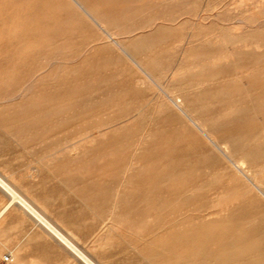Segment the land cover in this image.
<instances>
[{
	"label": "rangeland",
	"instance_id": "374dc122",
	"mask_svg": "<svg viewBox=\"0 0 264 264\" xmlns=\"http://www.w3.org/2000/svg\"><path fill=\"white\" fill-rule=\"evenodd\" d=\"M113 1H114L113 3L112 2L110 3L114 4L115 9L113 10V12H115L117 16L122 17L121 19H123L126 17L124 15H128V19H129L128 22H126L124 26L119 27L122 35H124L125 38L133 37V39L137 38L136 35H139V33L140 35L138 37H140L141 35L146 36L149 32L148 28L142 31L137 29H140V27L145 25L146 22H144V18H147L153 14L154 10L151 4L152 0L149 1L148 0H130V1L113 0ZM255 7H257L258 9ZM211 8H213V10H211ZM178 9L181 11V17L178 19V21L175 22L169 21L168 23L169 26L165 28V31H162V33L160 32L158 36V38L160 37L163 38L164 36L165 38L164 41L162 42L166 43L167 45L168 44L170 45L167 46L164 45L163 43H158L160 45L159 46L156 45L154 46V48H151V52H149L150 54L148 53V57H147L150 58L153 57V55L158 57V59L164 64V69H165L164 75L166 74V70L168 67L169 69L172 67L174 69V67L180 61V58H182L183 53L188 48V45L186 44L187 43L186 39L188 35H190V33L192 32L204 34L209 30H211L212 32L218 31L220 28L226 30L228 33L229 32L232 33L233 31V33L241 34L242 35L241 38L244 40L246 39L248 43H252V41L254 42L257 41L258 39L260 40L262 39L261 41H263L264 39V19H262L264 17L263 0H244V2H242V0L241 1L240 0H179L178 2H173V1L169 2L166 5V7L163 9V11H161V9L159 8L156 9V11L158 13L161 12L164 13L167 19L174 20L176 19L174 18V12H176V10ZM57 11L52 10L53 13L55 12L54 15L56 16L55 17L56 19L54 18L55 22L50 25L49 29L51 30V33L54 34V36L57 35L56 36L57 38L61 37L60 38L61 41L57 39L59 42L58 41L56 42V37H52V34L50 36L52 38H50L48 34L44 32L38 33L36 31H33L35 33V36L34 33L31 31L26 33V38L21 39V42L30 44L32 43L31 41L33 40L32 38H35L32 44H34V51L36 50L38 52L36 53L38 55H36L35 53L31 55V56H35L34 58L31 57L30 55L23 56V58L25 59L24 62L27 61L26 64L28 62L29 63L34 62L37 65V67L41 68L43 66L46 67L48 61L51 62L50 64L48 63L49 67L54 64L57 68L56 69L54 68L55 66H51L49 69V67L47 66V68H45L46 72L42 74L43 76H47V78H45L46 81L44 79H43L44 81L42 80L43 86L41 87L44 89L42 88H41L42 90L40 89L41 90L40 96L42 100L38 111L39 114L35 116L33 119L32 118L30 119L29 114L26 112L29 111L28 108L26 107L27 106L26 101L22 102L20 104L21 106L17 104H10L0 107V120L2 119L3 122L2 120L1 122L5 124L2 125L0 122V177L16 192V194L22 198L24 197L25 199H28L31 202L35 203L40 208L45 218L54 226L56 225L57 228L74 244L77 243L76 247L79 250V252L82 253L83 256L85 257L87 256L86 258L89 261L91 259L93 264H196L201 260L196 259L197 262L194 259L192 260V262L187 261L186 259H183L184 255L193 253L195 251H201L204 249L205 250L209 249L207 251H213L215 249V247L212 245L213 242L214 244L217 243L222 244L223 242H226L225 240H227L226 239L227 237L226 235L223 234V232L225 230L229 231V229L232 228L234 225L232 224L233 222L238 221L240 224L239 226L246 227L247 226L246 221L252 220L251 217L255 219L259 218L260 220V216H261L260 214H262L261 218L264 219L263 217L264 211L262 210V208L261 209L257 208L258 205L257 199L253 198L252 196L247 194L246 191L240 188L238 182H236L235 180L234 181L230 180L229 177H227L226 179L227 181L224 180L225 182L223 181V183L220 181L221 185H219V183H216L214 181L215 178L213 179L212 177L216 176V178L219 180L223 176H225V173L222 176L221 174L224 171L223 170L219 171V169L221 170V168L219 167L218 169L217 161L211 156H208V154H205L203 141L198 137H196L195 135L188 132L187 130H185L182 121L180 122L179 119L162 115L158 113L156 109H154L155 106L152 104H155L154 103L155 97L151 94L152 92L149 89L148 91L144 92L145 90H147V88L134 87L136 85L132 80L134 77L138 76L136 70L129 66L128 67L126 66L127 68H124L125 66L124 65L122 66L123 62L121 61L119 55L116 52H113L111 50L108 54V51L110 49H107L108 51H106L105 48L104 50H100V51L98 49H95L94 51L98 50V52L97 51H96L97 53L94 52L92 50V45L94 44L92 43V37H94V34L96 36L97 33L92 32V33L83 34V32L86 33L85 32L86 29H83L82 27H78L80 25L82 26V24H80L79 22L76 23L75 14L72 11H69L68 13L67 12L63 13V10H57ZM70 12H72L73 14ZM69 13L72 15L70 16ZM30 14L33 13L26 14L25 20H28L26 17L32 16ZM63 14H65V16H68L69 14L70 16L69 20L71 19L74 20L75 22L74 21L71 22V23L74 22V24L71 25L69 20L67 22H63L64 23L63 24L61 22L62 20L61 18L64 16ZM60 15L63 16L61 17ZM65 16L63 17V19H67L69 17L68 16L67 18H65ZM34 17L32 16L29 18L32 19ZM204 17L209 18L210 22H214L212 28L208 29L209 26L201 25L202 21H204L203 20ZM238 19H243L244 23H240ZM131 25L132 27L136 25L137 26L136 28L134 27L132 29ZM232 25L233 26L235 25V27L233 28ZM238 25L239 26L242 25V26L238 28ZM72 26L74 27L73 30H71ZM67 27H70L69 28L70 32L66 31L67 32L66 34L63 30L64 29L67 30L68 29ZM235 28L237 29L235 30ZM80 30L81 32L80 34H78ZM87 31L89 32V30ZM134 31L136 34L134 33ZM41 33L42 36H40ZM72 33L74 34L72 35ZM69 34L71 36H69ZM81 34L84 40L81 39ZM46 35L49 37L48 39L45 37ZM85 35L88 36V39H86L87 36ZM78 36H80V38H78ZM65 38H67L68 40L67 39H66L67 41L63 40ZM73 38L76 39L73 40ZM42 39L45 40L43 41ZM46 39L48 41H53V42L55 41V44L61 47L63 46L62 41H65L64 44H66V47L63 46L65 49L59 48V46L58 47L54 46L55 45L54 43L52 44L53 46L50 45L49 47H43L42 45L46 43L45 42ZM36 40L37 42L39 41L38 45L37 42L35 44ZM40 41L42 42L41 44ZM72 41L73 43L71 44L75 43L76 45L77 44H80L81 46L83 45V48L86 47L84 49H86L87 52H85L86 50H84L81 46L78 45L76 46L75 44L74 45L76 49L70 48L72 45L67 46L68 43ZM5 43H7L6 45H8L9 44L8 40H6ZM86 43L89 44L88 47L85 46ZM54 47L56 49L58 48L57 49L58 53L57 50L56 51L51 50V48L53 49ZM66 49H68L69 52H67L66 55H63ZM80 49H82V51ZM159 49L163 51L165 50L168 54H166V52H163ZM43 51H45V53ZM104 51H106V53ZM53 52L55 54H52ZM75 52L79 54L78 55L76 54L77 55L76 56ZM92 53H94L95 55H93ZM110 53L113 55H111ZM114 53H116V56ZM102 54H106L104 55L105 57H103ZM47 55L49 56L51 55L52 57L53 55L55 57H57L56 55H58V57L52 58L51 56L48 57ZM62 55L63 57L60 58ZM83 55L84 56L87 55V57L84 58ZM88 55H90L91 57L90 59ZM44 56L47 59L46 61L43 60ZM82 57H83V61H82ZM115 57H117L116 58L117 60L115 59ZM249 57L253 58V55H249ZM63 58H67V59L63 60ZM262 58L264 60V55L262 56ZM57 59H58V63L56 61ZM78 59L80 63L75 62L77 63L75 65V63L73 62L78 61ZM54 60L56 63H53ZM85 60L87 63L84 62ZM98 60L101 63L97 64V62H99ZM59 62L61 63L63 62V63L60 64ZM83 62L84 64L82 65ZM104 62L106 63L105 65L103 64ZM96 64L97 65L100 64V66L104 65L105 67L103 66L104 68H102L101 66L100 68V66H97ZM57 65H59L60 67L62 66L63 71L61 70V68H59V66L57 67ZM72 66L74 68L75 67L77 68L72 70L73 69ZM83 66L85 67L87 66L88 68L86 69L88 70H84ZM106 68L109 69V71ZM97 69L98 72L101 70L104 71L103 69H105V72L102 73L103 75L107 76L106 81L108 82L106 81L104 82L105 77L102 76L101 72L98 73ZM23 71L27 72V69L25 68V70ZM83 71H87V73L85 72L86 73L85 74ZM59 72L61 73L60 75L61 77L59 76ZM88 72L89 75L91 74L90 72H94V74L92 73L93 75H90V79ZM95 72L98 73V76L95 75L97 74ZM77 74H79L78 77ZM53 75H55L54 76L55 80L54 79L49 80V78L51 79ZM57 75L60 78L58 79V81H57V77H58ZM84 75L87 76V77L85 76L87 84L90 85L91 83H88V81L93 79L92 83L93 82L94 83L91 84L93 87L97 86L96 83H98V87L101 86L99 88L97 87L98 90L100 88L102 90V91L100 90L101 92L98 91L99 94L96 92L97 89L93 88L94 93L92 91V95H91L92 98L89 95V93L91 94L92 86H90L91 88L88 87L89 85L86 87L87 84L84 79L85 78ZM94 75L96 79L101 75L100 78L101 80H98L99 79L98 78L95 81ZM113 75L115 76L113 77ZM168 75H170V73ZM198 76L199 74H192V75L188 74V76L186 75L185 77L182 78V80L184 83H190L198 79ZM66 78L68 81L71 80L67 84L66 82L68 81H66ZM74 79H76V81ZM64 80L66 82H64ZM77 81L78 82L83 81V82L78 83ZM99 81H101L100 83L101 85L99 84ZM44 82L51 83V85H49V88L48 85L44 84ZM57 82L58 85L56 86ZM59 83H63V84L65 83V86L67 85L68 87L69 86L70 87L69 88L67 86H66L67 88L63 87L64 85L63 84L59 85ZM105 84H107L106 88L103 89L106 90H103L102 87H105ZM81 85H83V87L79 88V86ZM84 86L86 88H84ZM121 86H125V87L121 88ZM87 88L89 89V93ZM117 88L119 89L118 91ZM110 89L113 91H111ZM143 89L144 91H141ZM121 90L122 91L125 90V91L122 92ZM61 91L64 92L65 94L79 93V96H81L82 94L83 99L81 96L80 98L82 100L80 98L79 100L78 99L75 100L72 99L70 95L69 96L66 95L67 97L65 98V94L63 95ZM108 91L109 94L107 95L108 96L107 97L105 94H107ZM225 91L229 97L228 98L229 100L227 99L225 102H219L217 98L220 99V94H218V91L216 92V90H213L212 96L214 97V101H212L211 103H206L207 101L203 102L204 106L208 105L213 108H219V109L224 107L228 108L230 106L231 107L240 106L250 110H252V108H254L255 110L258 109V112H262L264 114V90L250 93L251 95L249 97L244 93L242 94V92L240 91V89H238V86L236 85L227 87ZM45 92H47L48 95ZM115 92H117V94H115ZM147 92L148 93L151 92L149 93L150 95L147 94ZM59 93L61 95L58 96L57 94ZM145 93L147 94V96ZM96 94H98V96H96ZM113 94L115 96L114 98H112ZM120 94H122L124 98L121 97L122 95ZM77 95L78 94H75L73 95V97L75 98ZM86 95L89 96V98L91 99L90 100L86 99L88 98ZM120 97L123 98V100L119 101L120 103L118 104V100L120 99ZM135 97L138 99H136ZM62 98L64 99L62 100ZM50 99L54 100L55 102L54 101L52 102V100ZM65 99H72V101L75 100L77 104L81 102L80 104L83 105L82 109L84 110L80 108L81 107L80 104L77 106V104L74 102L71 103L69 102V104L67 105V102L71 100L68 101L66 100L65 102ZM93 99L94 101L92 102ZM99 99L100 100L103 99L101 102L104 103V106H102V103L100 102ZM132 99L135 103L132 101ZM144 100L146 102H143ZM151 100L153 103L151 102ZM112 101L114 102L117 101V103L115 102L114 104V102ZM94 102L95 104L98 102L99 103L98 105L97 104L95 105ZM129 102L130 105L133 104L134 107L136 105V109L138 108L137 106L139 105L140 106L139 111L144 108L143 110L144 112L140 111L141 113L143 112L141 114L137 110L138 111L137 113L134 107L132 109L133 105L130 106L128 104ZM108 103H111L112 105L111 104L109 105H111L112 107L113 105L115 106L113 108H110L111 106L108 107ZM148 103H152V104H148ZM72 104L73 105L75 104L76 106H72ZM143 104L146 106V108L145 106H143ZM16 105L18 106V108ZM64 105L68 110L64 107ZM148 105L149 108L150 109L152 108L151 110L154 112H152L151 110L150 112L149 108L147 109ZM90 106L94 109L97 107L100 108H97L98 112L95 113L96 110L92 109ZM101 107L103 109L106 107L104 110L106 113L102 110ZM79 108L80 110H78ZM88 108L91 109L92 111L91 110L87 111ZM72 109H73V113L70 114L72 111H70L69 113V110ZM99 110H101L100 111L101 113L99 112ZM80 111H83L82 113L87 112L89 114L88 115L87 113L82 114L80 113ZM147 111L148 113H150V115L148 114V116L145 113ZM23 112L27 113L28 115L24 114ZM74 112H76V114H74ZM93 112L95 114H92ZM7 113H9L10 116ZM54 114L55 115L57 114L56 115L57 117ZM63 114L64 116H62ZM79 114H82V117ZM97 114H98V118L94 116ZM84 115H86L87 117ZM124 115H126L125 118L123 117ZM100 116H103L104 118H101ZM127 116L130 118L128 119ZM148 117H151L150 120L148 119ZM66 118H68L67 122L66 120H64ZM76 118L78 119L77 121L75 120ZM44 119L47 121H43ZM109 122L110 123L112 122L113 127H118V125H120L121 126L120 131L123 129L122 132L120 133L119 131L120 126L117 128L118 130L115 128L117 131H119V134L116 130H114V128L110 129L111 124ZM244 122L246 125L248 124L249 126H252L257 129L260 123L255 120L253 114L249 115L248 117H245ZM59 123L61 126L58 125ZM68 123L70 124V126ZM233 123L232 124L236 126L237 123L236 122ZM129 124L131 126H129ZM66 125L68 126L69 130L67 129ZM104 127H106V129ZM107 128L110 131L107 130ZM145 128L146 130H143ZM59 129L61 130L63 129V130L61 131ZM112 130H114V132ZM67 131L69 134L66 133ZM70 131L73 135L70 133ZM55 132L57 133L59 132V134ZM81 132H83V134ZM60 133L61 134L64 133V135L63 134L61 135ZM261 133L262 132L260 131L259 135H261V139H263L264 136ZM104 134L106 137L104 136ZM150 134H154L155 138H149ZM22 137L24 138L22 139ZM67 137H69L68 140H66ZM76 137L77 140L79 139L81 140V142H78L79 140L77 141L75 139ZM31 138L37 140L39 138L40 139L39 142L37 143L36 142L37 140L33 141ZM83 138L84 139L88 138L89 140L91 138V140L89 141L88 139H85L86 140L85 141L83 140ZM59 139L60 141L64 140L63 141L64 145L62 144L63 142L57 145V142H60ZM72 140H74L73 143H70V141ZM31 141L33 142V145L39 144L37 145L38 150L40 147L39 153L37 150H35L36 148L35 145L33 146L34 148L32 147ZM136 141H138V143ZM66 142H68L66 146L72 144L74 145L76 143L80 144V147H82V152L85 153H82L79 157L74 156L73 153L70 152V149L66 150L65 147H63L65 146ZM25 143L27 145H24ZM135 144L138 146H136ZM60 145L62 146V148L59 147ZM28 148L30 150H28ZM56 148L58 150H56ZM41 149L43 150V152L41 151ZM145 149H147V151H145ZM35 151H37V153ZM34 154H35V158H34ZM83 154H85L86 157H84L85 155ZM142 154L143 156L139 158ZM36 158L38 161L36 160ZM39 159H42V161H40ZM137 161H141L143 163V166L141 168L139 165H134ZM169 161L170 163H168ZM258 161L261 165H263L264 157L258 158ZM33 162L36 165L33 164ZM40 163L42 164V166ZM39 164L40 166H38ZM171 165L174 167H172ZM215 166L217 167L216 170H218V171H214L215 174L214 172L212 174H205L206 168L209 167L212 168ZM46 167H48L49 169ZM133 168L136 171H134ZM168 168H171L172 171H168L169 170ZM51 170L53 171L54 174L52 173ZM196 171L199 173H197ZM172 172H175L174 175H172L173 174ZM115 173L118 175H116ZM162 173L165 174L163 175ZM195 173L197 174V178ZM169 176L171 177V179L169 178L171 181L174 180L172 183H170L171 181H167L166 177ZM202 177L203 178L206 177V178L203 179ZM77 181H79V183ZM196 182H200V183H196ZM127 184H130L129 186L133 190L135 187H136L135 190L136 189L139 190L137 191L134 190L132 192V189ZM214 185L215 186L218 185V187L217 186L215 187L218 189H214ZM119 186L120 187L123 186L122 189L124 191ZM187 187L189 188V190L190 189L191 190L189 191ZM115 188H117L118 191ZM193 189H196V191L194 190L195 192H192ZM201 189H203L204 191L203 193L205 196L203 195ZM234 190L236 191L234 192ZM184 191L185 193L183 197ZM197 191L199 192V194ZM196 192L199 196L198 198L193 197L194 199L193 200L191 196H195L193 195V193ZM155 193L156 194L159 193V196H161V198L158 196V194L156 195ZM225 193H227L228 195ZM186 194L190 196H186ZM224 194L225 196L226 195L227 196L225 197ZM167 195L169 196L167 197ZM124 196L126 197L124 198ZM183 198L186 199L184 200ZM143 199L144 201H141ZM164 199H167V201H164ZM158 200L162 202L160 203L159 201L160 203L159 204L157 203ZM180 200L184 202H180ZM186 201H188V204L190 201L191 205L189 204L188 206V204H186ZM145 202L147 203V206ZM133 203H136V205ZM176 204H178V207L177 206L175 207ZM141 205L151 208L152 211L144 206L142 207ZM193 205L194 207H192ZM171 206L174 211L173 210L169 211L170 209H172ZM166 207L167 208L169 207L170 209L169 208L167 209ZM198 207L199 208L201 207L199 209L200 210L199 213H197L199 210L198 211L196 210L198 209ZM114 208H117L119 213L121 214L120 220L116 222L114 221V219H116L117 216L111 217L110 215V213L113 212ZM193 210L196 212H193ZM221 210L223 211L220 212ZM213 212L216 214H214ZM218 213H220L219 215L220 218L217 220ZM0 215H1L0 264H7L4 262V258L7 255H12V258H14L11 264H88L83 257H80V255L77 252L67 248V246H65L62 242H60V240H58L55 236L52 237L46 234L45 231L40 226L32 222L29 218H27V216H24V213H22V211L18 209L14 203H11L9 197H7L4 194V192H2L1 190H0ZM151 217L153 220L155 219L156 220L154 222L152 221L150 222ZM126 218L127 221H123V219ZM106 219H108L106 221L107 225L105 223ZM118 219L119 216L117 217V220ZM167 221L170 222L168 223ZM144 223L149 225L151 224L152 226L151 225L145 226ZM141 224H143V227H141ZM148 228L150 230H148ZM109 229L112 230L109 231ZM117 230H118V234H117ZM108 231L111 233L113 231V233L111 234ZM135 232L136 235H133L135 234ZM186 232H188L189 234H187ZM184 233H185V237H184ZM125 234H127L128 236ZM220 235H222V237ZM180 237L182 238V240L185 238L184 240L185 243L182 240H180L181 239ZM190 238H192L191 239L192 242L190 241ZM186 240H188L189 242L186 243ZM77 254L79 255V257ZM180 255H182L183 257L181 256L180 258ZM145 261L149 263H146Z\"/></svg>",
	"mask_w": 264,
	"mask_h": 264
},
{
	"label": "bare ground",
	"instance_id": "6f19581e",
	"mask_svg": "<svg viewBox=\"0 0 264 264\" xmlns=\"http://www.w3.org/2000/svg\"><path fill=\"white\" fill-rule=\"evenodd\" d=\"M130 1V0H129ZM149 1V0H148ZM178 2L179 0H152L151 4H152V8L154 10L153 14L150 15L147 18H144V22L145 25L140 27V29L137 30H145V29H149L148 34L145 35H141L140 37H138L140 35H136L137 38L133 37H126L124 35H122L121 30L119 27L124 26V24L126 22H128V15H124L126 16L125 18L121 19L122 17H119L116 15L115 12H113V10L115 9L114 4H112L114 1L113 0H0V107L5 106V105H10V104H17L20 105L22 102L26 101L27 104V108L29 111H26L29 114L30 119L34 118L35 116H37L39 114V107L41 105V96H40V91L44 88H42V80L45 78H47V76H43L42 74L46 72L47 66L49 67V64L51 62L47 61V66H43L45 64H43V67H37V65L34 62H28L26 64L25 59L23 58V56L26 55H32V54H36L38 53L36 50V52L34 51V44L33 41L35 40V38H32L33 40L32 43H23L21 42L22 38H26V33L27 32H44L46 34H48V36H51V30L49 29L50 25L53 24L54 18L56 17L54 15L53 11H57V10H63V13L65 12H69L72 11L75 14V20L76 23L79 22L80 24H82V26H78V27H82L83 29H86L83 34H87V33H94L96 32L97 35L94 37H92V43H94L92 45V50L94 51L95 49L100 50H104V48L106 49V51H108L107 49H110L108 51L109 52L112 50L113 52H116L122 63V66L124 65V68H127L128 66L135 69L136 72L138 73V76L133 78V82L136 86V88H147V90L144 91H148V89L152 92L151 93L155 98H154V103H148V104H152L154 106V109L157 110L158 113L165 115V116H169V117H174L180 120V122L182 121L183 127L185 130H187L188 132H190L191 134L195 135L196 137H198L199 139H201L204 143V149H205V154H208V156H211L212 158H214L217 161V165H218V169L219 167L221 168V170L219 169V171H224L222 172V176L225 173V176H223L221 179H217L216 176L212 177L214 179V181L216 183L220 184V181L223 183L224 180L227 179V177L230 178V180H235L236 182H238L240 188H242L244 191L247 192V194H249L250 196H252L253 198H256L258 201V205L257 208H262V210L264 211V164L261 165L258 161V158L260 157H264L262 155H264V114L262 112H258V109H254L252 108V110L247 109V108H243L240 106H233V107H224V108H213L211 106L205 105L203 102L206 103H211L212 101H214V97L212 96V91L216 90V92L218 91V94H220V99L217 98V100L219 102H225L229 97L225 91V89L227 87L236 85L238 86V89H240V91L242 92V94H246L248 97L251 95L250 93H254V92H259V91H263L264 90V60L262 58V56L264 55V39L263 41H261L260 39H258L257 41H252V43H248L246 41V39H242V35L238 34V33H232L231 32H227L224 29H220L218 31H214L212 32L211 30H209L208 32L201 34V33H196V32H192L190 33V35H188L187 37V45L188 48L186 49V51L183 53L182 58H180V61L177 63V65L172 68L169 69V67L166 70V74L170 73V75H164V64L158 59V57H156L155 55H153V57L147 58L148 57V53L151 52V48H154V46L156 45H160L158 43H163L162 41H164V36L163 38L159 36V33L162 31H165V28H167L169 26V21H178V19L181 17V11L178 9L176 10V12H174V18L176 19H172L169 20L165 17L164 13H158L156 11V9H161V11H163V9L166 7V5L169 2ZM241 1V0H240ZM264 1V0H263ZM112 2V3H110ZM242 2H244V0H242ZM241 3V2H240ZM261 5V3H260ZM121 8V7H120ZM257 8V7H255ZM258 9V8H257ZM211 10H213V8H211ZM137 11V9H136ZM254 11V9H253ZM58 12V11H57ZM60 12V11H59ZM70 12V13H72ZM29 13H33L30 14L32 15L34 18H29L26 17L28 20H25V16L26 14ZM69 13V14H70ZM72 13V14H73ZM203 13V12H202ZM248 13V12H247ZM58 14V13H57ZM62 14V13H61ZM68 14V16H69ZM70 14V16L72 15ZM184 14V13H183ZM253 14V13H252ZM65 16V14H63ZM62 15V16H63ZM67 15V14H66ZM176 15V17H175ZM216 15V14H215ZM259 15V14H258ZM61 16V15H60ZM61 16V17H62ZM63 16V17H64ZM68 16H65V18H67ZM70 16L67 19H63V17H59L61 18V22H67L70 18ZM123 16V17H124ZM204 16V15H203ZM257 16V15H256ZM74 17V16H73ZM130 17V16H129ZM72 18V17H71ZM132 18V17H131ZM56 19V18H55ZM58 19V18H57ZM133 19V18H132ZM137 19V18H136ZM182 19V18H181ZM264 19V17L262 18ZM261 19V20H262ZM60 20V19H59ZM58 20V21H59ZM65 20V21H64ZM138 20V19H137ZM204 21H202L203 26H209L208 29L212 28V25H214V22H210V19L207 17L203 18ZM260 20V21H261ZM70 24H74V20H69ZM72 21H74L73 23H71ZM135 21V20H132ZM207 21V22H206ZM238 21L240 23H244L243 19H238ZM263 21V20H262ZM60 22V23H61ZM204 22V23H203ZM237 22V21H236ZM57 23V20H56ZM61 23V24H62ZM135 23V22H134ZM177 23V22H176ZM64 24V23H63ZM234 24V23H233ZM263 24V23H262ZM55 25V24H54ZM77 25V24H76ZM128 25V24H127ZM134 25V24H132ZM133 29L134 27L136 28V26L132 27ZM57 26V25H56ZM129 26V25H128ZM199 26V25H198ZM233 26V25H232ZM242 26V25H240ZM240 26L238 25V28H240ZM59 27V26H58ZM87 27V28H86ZM235 27V25L233 26V28ZM53 28V27H52ZM68 29H64L63 31L67 34L66 31L70 32V27H67ZM73 26L71 27V30H73ZM130 28V27H129ZM180 28V27H179ZM182 28V27H181ZM232 28V29H233ZM63 29V28H62ZM189 29V27H188ZM237 28H235L236 30ZM45 30V31H44ZM89 30V32L87 31ZM91 30V31H90ZM94 30V31H92ZM135 30V29H134ZM137 31V32H140ZM68 32V33H69ZM81 30L79 31L78 34H80ZM132 32V31H131ZM237 32V31H235ZM34 33V32H33ZM42 33L40 36H42ZM135 33V31H134ZM165 33V32H164ZM32 34V33H31ZM71 34V33H70ZM69 34V36H71ZM74 33H72L73 35ZM125 34V33H124ZM136 34V33H135ZM91 35V34H90ZM89 35V36H90ZM134 35V34H133ZM165 35V34H164ZM35 36V33H34ZM47 35L45 36L47 39L49 38ZM57 36V35H56ZM54 36V34H52V37H56ZM87 36V35H85ZM93 36V35H92ZM42 37V38H45ZM50 37V38H52ZM63 37V36H62ZM77 37V36H76ZM178 37V36H177ZM39 38V37H38ZM61 38V37H60ZM60 38L56 37V42L59 40L61 41ZM69 38V37H68ZM78 38H80V36H78ZM37 39V38H36ZM46 39V43L44 45H42L43 47H49L50 45H52L53 43L55 44V41H48ZM58 39V40H57ZM67 38L63 39L66 40ZM76 39V38H75ZM73 38V40H75ZM81 39L84 40V38H82V34H81ZM88 39V36L87 38ZM85 39V40H86ZM90 39V38H89ZM133 39V40H132ZM8 40L9 44L6 45L7 43H5V41ZM40 40V39H39ZM43 41L45 39H42ZM53 40V39H52ZM68 40V39H67ZM66 40V41H67ZM72 40V39H71ZM70 40V41H71ZM91 40V39H90ZM58 41V42H59ZM89 41V40H88ZM37 40L35 41L36 44ZM62 45L64 47H66V44H64L65 41H62ZM85 42V41H84ZM91 42V41H90ZM5 43V44H4ZM39 41L37 42L38 45ZM42 42L40 41V44ZM70 43V44H69ZM67 46H71L70 48L72 49H76L74 44L72 42H69ZM168 43V42H167ZM164 45H167L166 43H163ZM181 44V43H180ZM61 45V44H60ZM74 45V46H73ZM78 46H81L80 44H77ZM76 45V46H77ZM89 44H85V46L88 47ZM91 45V44H90ZM170 45V44H168ZM167 45V46H168ZM41 46V45H40ZM53 46V45H52ZM51 46V47H52ZM56 47H58L59 45H54ZM59 46V48H64V47ZM182 46V45H181ZM37 47V46H36ZM74 47V48H73ZM83 48V45L81 46ZM69 48V49H70ZM86 48V47H84ZM83 48V49H84ZM90 48V47H89ZM88 48V50H89ZM159 48V47H158ZM157 48V49H158ZM166 48V46H165ZM164 48V49H165ZM47 49V48H46ZM54 49V50H53ZM51 48L52 51H56L57 49ZM65 49V48H64ZM168 49V48H167ZM180 49V48H179ZM82 51V49H80ZM77 50V51H80ZM86 50V49H84ZM91 50V51H92ZM98 50H96L98 52ZM161 50V49H159ZM46 51V50H45ZM45 51H43L45 53ZM90 51V52H91ZM94 51V52H96ZM106 51H104L106 53ZM163 51V50H161ZM41 52V51H40ZM69 52L68 49H66L65 53L63 55H66V53ZM71 52V51H70ZM73 52V51H72ZM87 52V50L85 51ZM96 52V53H97ZM163 52H166L165 50ZM58 53V50H57ZM63 53V52H62ZM89 53V52H88ZM116 53L115 56H116ZM162 53V52H161ZM178 53V52H177ZM40 54V53H39ZM52 54H55L54 52ZM61 54V53H59ZM77 53L75 52V55ZM79 54V53H78ZM77 54V55H78ZM81 54V53H80ZM84 54V52H83ZM93 55H95L94 53H92ZM111 54V53H110ZM150 54V53H149ZM152 54V53H151ZM166 54H168L166 52ZM181 54V53H180ZM38 55V54H36ZM63 55L60 57L62 58ZM76 55V56H77ZM99 55V53H98ZM97 55V56H98ZM104 55L106 54H102L103 57H105ZM113 55V54H111ZM163 55V54H162ZM249 55H253L252 57H249ZM46 56V55H45ZM43 58V60H47L46 58ZM48 57H50L49 55H47ZM58 57V55H56ZM72 56V53H71ZM89 59L91 58L90 55ZM179 56V55H178ZM31 57H35V56H31ZM52 57V56H51ZM55 56L53 55L52 58H54ZM55 57V58H57ZM83 57H87L83 55ZM83 57H82V61H83ZM102 57V58H103ZM112 57V56H111ZM28 58V57H27ZM42 58V57H40ZM70 58V55H69ZM72 58V57H71ZM75 58V57H74ZM81 58V57H80ZM117 57H115L116 59ZM24 59V60H23ZM51 59V58H50ZM67 59V58H63ZM94 59V58H93ZM41 60V59H39ZM42 60V61H43ZM49 60V59H48ZM117 60V59H116ZM51 61V60H50ZM53 61V60H52ZM58 63V59L56 60ZM70 61V60H69ZM88 61V60H87ZM90 61V60H89ZM99 61V60H98ZM109 61V60H108ZM44 62V61H43ZM73 62V61H72ZM75 62H79L78 61H74ZM86 62V60L84 61ZM84 62L82 63V65L84 64ZM107 62V61H106ZM49 63V64H48ZM53 63H56L55 60ZM60 64H62L61 62H59ZM71 63V62H70ZM80 63V62H79ZM87 63V62H86ZM101 63L100 61L97 62ZM176 63V62H175ZM77 63H75L76 65ZM95 64V63H94ZM96 64V65H97ZM104 65L106 64L105 62L103 63ZM74 65V64H72ZM79 65V64H78ZM101 65L102 68H104L105 66ZM173 65V64H172ZM51 66H55L54 64ZM50 66V67H51ZM59 65H57L58 67ZM69 66V65H68ZM71 66V64H70ZM88 66V65H87ZM84 67V70H88L86 68L88 67ZM93 66V65H92ZM97 66H100L97 65ZM100 66V68H101ZM104 66V67H103ZM127 66V67H126ZM174 66V65H173ZM49 67V69H50ZM73 67V66H72ZM91 67V65H90ZM167 67V66H166ZM25 68L27 69L26 71ZM53 68V67H52ZM51 68V69H52ZM56 68V66L54 67ZM59 68L62 69V66ZM69 68V67H68ZM77 68V67H75ZM73 67L72 70L75 69ZM48 69V70H49ZM57 69V68H56ZM107 69V68H106ZM45 70V71H44ZM104 71H99L97 69L98 73H104L105 69H103ZM109 71V69H107ZM106 70V71H107ZM56 71V70H55ZM59 71V69H58ZM65 71V70H64ZM73 72V71H72ZM84 73L87 71H83ZM95 72V73H97ZM58 73V72H57ZM66 73V72H64ZM70 73V72H69ZM76 73V72H75ZM74 73V74H75ZM82 73V72H81ZM85 73V74H86ZM90 75H93L94 72H90ZM93 73V74H92ZM98 73L95 74L96 76H98ZM102 76L105 77L104 82L106 81V77L105 75ZM113 74V72H112ZM188 74H199L198 79L193 80L190 83H184L182 78L185 77L186 75L188 76ZM61 75V73L59 72V76ZM79 74H77L78 77ZM89 75V72H88ZM90 75H89V79H90ZM94 75V77H95ZM107 75V74H106ZM119 75V74H118ZM55 75H53V77L49 80L54 79L55 80ZM58 76V75H57ZM59 76L57 77V81L59 78ZM83 76V75H81ZM86 75H84L85 77ZM115 75H113L114 77ZM61 77V76H60ZM74 77V76H73ZM72 77V78H73ZM87 77V76H86ZM86 77L84 78L86 81ZM92 77V78H94ZM68 78V77H67ZM66 78V81H68ZM81 78V77H80ZM99 78V79H98ZM101 75L100 77H97L98 80H101ZM62 79V78H61ZM88 79V80H89ZM96 77L94 78V80H97ZM43 80V81H44ZM76 81V79H74ZM78 80V78H77ZM81 80V79H80ZM92 80H89L88 83H92ZM112 80V79H110ZM46 81V80H45ZM64 80V82H66ZM71 81V80H69ZM66 82L67 83H69ZM74 81V82H75ZM63 82V81H62ZM78 82V81H77ZM83 82V81H80ZM78 82V83H80ZM108 82V81H106ZM112 82V81H111ZM72 83V82H71ZM101 83V81H99V84ZM45 85H51V83L49 82H44ZM63 84V83H59ZM82 84V83H81ZM87 84V81H86ZM87 84L86 87L88 86L89 88H91L90 86L92 85ZM97 86L93 87L92 86V90H91V94L89 93V89H88V93L91 96L92 95V91L94 89H97L98 87V83H96ZM113 84V83H112ZM119 84V83H118ZM58 85V82L56 84V86ZM63 87L65 86V83L63 84ZM73 85V84H72ZM71 85V86H72ZM75 85V84H74ZM84 85V84H83ZM83 85L79 86L83 87ZM101 85V84H100ZM102 87L103 88H106ZM77 86V85H76ZM104 86V85H103ZM68 87V86H67ZM66 87V88H67ZM70 87V86H69ZM68 87V88H69ZM84 86V88H86ZM101 87V86H99ZM98 87V88H99ZM113 87V86H111ZM125 87V86H121ZM131 87V86H130ZM42 88V89H41ZM94 88V89H93ZM120 88V89H121ZM41 89V90H40ZM47 89V88H46ZM114 89V88H113ZM133 89V87H132ZM235 89V88H234ZM101 88L98 90L97 89V93L98 91H100ZM106 90V89H103ZM111 90V89H110ZM119 89L117 88V91ZM237 90V89H236ZM45 91V90H43ZM47 91V90H46ZM102 91V90H101ZM100 91V92H101ZM113 91V90H111ZM116 91V88H115ZM122 91V90H121ZM125 90H123L122 92H124ZM128 91V90H126ZM233 91V90H232ZM58 92V91H57ZM62 92V91H61ZM60 92V93H61ZM85 92V91H84ZM95 92V93H96ZM105 92V91H104ZM121 92V93H122ZM131 92V90H130ZM135 92V91H134ZM47 95L48 93L45 92ZM57 94L58 96L61 94ZM86 93V92H85ZM94 93V91H93ZM111 93V92H110ZM129 93V92H127ZM147 92V94H149ZM236 93V92H235ZM56 94V93H55ZM62 94L64 95L65 93L62 92ZM78 94L76 97L78 98H74L73 95ZM71 94H65V98L67 97L66 95H70V97H72V99H78L82 96H79V93H71ZM99 94V93H98ZM98 94H96V96H98ZM101 94V93H100ZM105 94V93H104ZM109 94V91L107 94H105L106 96ZM115 94H117V92H115ZM119 94V93H118ZM123 94V93H122ZM120 94V95H122ZM146 94V93H145ZM146 94V96H147ZM133 95V94H130ZM150 95V94H149ZM44 96V95H43ZM56 96V95H55ZM87 96V95H86ZM95 96V95H94ZM88 98L86 99H91L89 98V96H87ZM108 97V96H107ZM111 97V96H110ZM114 94L112 96V98H114ZM121 97L124 98V96L122 95ZM118 100V104L120 103L119 101L123 100V98H121ZM132 97V96H131ZM138 97V96H137ZM85 98V97H84ZM94 98V97H93ZM136 98V97H135ZM134 98V99H135ZM149 98V97H148ZM216 98V97H215ZM64 98H62L63 100ZM72 99H65L66 100H71L67 102V105L69 104V102H74L77 104V102H75V100L72 101ZM81 99V98H80ZM83 99V96H82ZM81 99V100H82ZM85 99V100H86ZM106 99V97H105ZM109 99V98H108ZM138 99V98H136ZM141 99V96H140ZM146 99V98H145ZM238 99V98H237ZM52 100V99H50ZM59 100V99H58ZM61 100V99H60ZM84 100V101H85ZM98 100V99H97ZM100 100V99H99ZM103 100V99H102ZM100 100V102L102 101ZM114 100V99H112ZM125 100V99H124ZM143 100V99H142ZM229 100V99H228ZM54 100H52L53 102ZM94 101V99L92 100V102ZM106 101V100H104ZM133 101V99H132ZM136 101V100H135ZM50 102V101H49ZM55 102V101H54ZM64 102V103H65ZM79 102V101H78ZM108 102V101H107ZM114 102V101H112ZM117 103V101H115ZM114 102V104H115ZM134 102V101H133ZM131 102V103H133ZM143 102H146L145 100ZM43 103V102H42ZM51 103V102H50ZM81 103V102H80ZM79 103V104H80ZM99 103V102H98ZM98 103H96L98 105ZM102 103V106H104V103ZM135 103V102H134ZM137 103V102H136ZM25 104V105H26ZM52 104V103H51ZM56 104V103H55ZM77 104V106L79 105ZM86 104V102H85ZM84 104V105H85ZM93 104V103H92ZM95 104V102H94ZM95 104V105H96ZM111 103H108V107H110L111 105H109ZM126 104V103H125ZM130 105V102L128 103ZM16 105V106H17ZM66 105V104H65ZM64 105V107H65ZM66 105V106H67ZM81 105V104H80ZM133 104H131L130 106H132ZM21 106V105H20ZM19 106V107H20ZM49 106V105H48ZM70 106V105H69ZM68 106V108H69ZM72 106H76L75 104ZM83 105H81V109ZM115 105H113L114 107ZM143 106H145L143 104ZM8 107V106H7ZM25 107V106H24ZM47 107V106H46ZM87 107V106H86ZM91 107V106H90ZM107 107V106H106ZM105 107V108H106ZM107 107V108H108ZM112 106L110 108H113ZM134 105L132 106L133 109ZM138 108L136 109V105L134 107V109H136L135 111H139L140 106H137ZM151 107V105H150ZM18 108V106H17ZM66 108V107H65ZM72 108V107H71ZM75 108V107H74ZM73 108V109H74ZM80 108L78 110H80ZM92 108V107H91ZM100 108V107H97ZM97 108H92L94 110H96L95 113H97L98 109ZM102 108V107H101ZM105 108L102 110L104 111ZM146 108V106H145ZM149 108V105L147 106V109ZM9 109V108H7ZM25 109V108H24ZM67 109V108H66ZM73 109L69 110L72 111L70 114L73 113ZM115 109V108H114ZM117 109V107H116ZM131 109V110H132ZM152 109V108H151ZM149 108V111L151 110ZM68 110V109H67ZM77 110V109H76ZM84 110V109H82ZM91 109L88 108L87 111H89ZM108 110V109H107ZM143 109H141L140 111H143ZM262 110V109H261ZM9 111V110H8ZM23 111V110H22ZM47 111V110H46ZM92 111V110H91ZM101 110H99L100 112ZM109 111V110H108ZM107 111V112H108ZM112 111V110H111ZM114 111V110H113ZM134 111V110H133ZM137 111V113H138ZM139 111V112H140ZM152 111V110H151ZM150 111V112H151ZM17 112V111H16ZM61 112V111H60ZM77 112V111H76ZM76 112H74V114H76ZM83 111H80V113H82ZM105 112V111H104ZM117 112V110H116ZM144 112V111H143ZM142 112V113H143ZM154 112V111H152ZM24 114H27L25 112H23ZM62 113V112H61ZM79 113V112H78ZM87 113V112H84ZM82 113V114H84ZM94 112L92 114H95ZM101 113V112H100ZM98 113V114H100ZM106 113V112H105ZM112 113V112H111ZM109 113V114H111ZM136 113V114H137ZM141 113V112H140ZM141 113V114H142ZM146 115L148 116V114L150 115V113L145 112ZM144 113V114H145ZM9 114V113H7ZM6 114V115H7ZM23 114V115H24ZM27 114V115H28ZM53 114V113H52ZM82 114H79L82 117ZM89 113H87L88 115ZM91 114V113H90ZM98 114L94 115L95 117L98 118ZM253 114L254 118L256 121L260 122L259 123V127L254 128L252 126H249L248 124L246 125L244 122V118L248 117L249 115ZM55 115V114H54ZM57 115V114H56ZM55 115V116H56ZM10 116V114H9ZM59 116V114H58ZM64 116V114L62 115ZM86 116V115H84ZM106 116V115H104ZM108 116V115H107ZM134 116V115H133ZM132 116V119H133ZM142 116V115H141ZM57 117V116H56ZM71 117V116H70ZM77 117V116H76ZM80 117V118H81ZM87 117V116H86ZM101 118H104L103 116H100ZM124 118L126 117V115L123 116ZM128 117V116H127ZM139 117V116H138ZM137 117V118H138ZM45 118V117H44ZM63 118V117H60ZM75 118V116H74ZM78 118V117H77ZM75 119L76 121L79 119ZM117 118V117H116ZM130 117H128L129 119ZM135 118V117H134ZM151 117H148V119L150 120ZM9 119V118H8ZM36 119V118H35ZM89 119V118H88ZM96 119V118H93ZM2 120V119H1ZM0 120V122H1ZM53 120V119H52ZM63 120V119H62ZM68 120V118L64 119ZM73 120V119H72ZM80 120V119H79ZM84 120V118H83ZM131 120V119H130ZM129 120V121H130ZM36 121V120H35ZM34 121V122H35ZM43 121H47V120H43ZM82 121V120H81ZM111 121V120H110ZM3 122V120H2ZM1 122L2 125H5ZM6 122V121H5ZM12 122V121H11ZM33 122V121H32ZM58 122V121H57ZM128 122V121H127ZM236 122V126L233 125ZM243 122V123H241ZM49 123V122H48ZM95 123V122H94ZM110 123V122H109ZM126 123V122H125ZM233 123V124H232ZM46 124V123H45ZM69 124V123H68ZM111 127L110 129L116 130L120 125H118V127H113L112 122L110 123ZM127 124V123H126ZM139 124V123H138ZM148 124V123H147ZM53 125V124H52ZM59 126L60 123L58 124ZM115 125V124H114ZM117 125V124H116ZM44 126V125H43ZM54 126V125H53ZM67 126V125H66ZM65 126V127H66ZM70 126V124H69ZM125 126V125H124ZM129 126H131L129 124ZM128 126V127H129ZM142 126V125H141ZM147 126V125H146ZM7 127V126H6ZM5 127V128H6ZM107 127V126H106ZM106 127H104L106 129ZM127 127V125H126ZM143 127V126H142ZM10 128V127H9ZM55 128V127H54ZM61 128V127H58ZM63 128V127H62ZM116 128V129H115ZM144 128V127H143ZM68 129V126H67ZM66 129V130H67ZM121 129V126L119 127V131ZM20 130V129H18ZM48 130V129H47ZM57 130V129H56ZM61 130V129H59ZM63 130V129H62ZM61 130V131H62ZM69 130V129H68ZM107 130H109L107 128ZM114 130H112L114 132ZM118 130V129H117ZM116 130V131H117ZM123 130V129H122ZM122 130L120 131V133L122 132ZM127 130V129H126ZM143 130H146L143 129ZM3 131V130H2ZM10 131V130H9ZM53 131V130H52ZM60 131V132H61ZM110 131V130H109ZM119 131L118 134H119ZM128 131V130H127ZM258 131V132H257ZM262 132L261 134L263 135V139H261V135H259V132ZM4 132V131H3ZM54 132V131H53ZM23 133V132H22ZM57 133V132H55ZM68 133V131L66 132ZM71 133V131H70ZM83 134V132H81ZM112 133V132H111ZM143 133V131H142ZM6 134V133H4ZM28 134V133H27ZM52 134V133H51ZM59 134V132L57 133ZM61 134V133H60ZM64 135V133H62ZM61 134V135H62ZM69 134V133H68ZM72 134V133H71ZM70 134V135H71ZM113 134V133H112ZM34 135V133H33ZM69 135V136H70ZM73 135V134H72ZM143 135V134H142ZM105 136V134H104ZM44 137V136H43ZM72 137V136H71ZM106 137V136H105ZM104 137V138H105ZM15 138V137H14ZM24 137H22L23 139ZM42 138V137H41ZM103 138V139H104ZM131 138V137H130ZM140 138V136H139ZM149 138H155L154 134H150ZM19 139V138H18ZM32 139V138H31ZM40 139V138H39ZM39 139H32L33 141H36L37 143L39 142ZM69 137L66 138V140H68ZM73 139V138H72ZM77 140V137L75 138ZM88 139V138H85ZM83 138V140H85ZM65 140V141H66ZM79 140V139H78ZM77 140V141H78ZM89 140V139H88ZM91 140V138H90ZM89 140V141H90ZM94 140V139H92ZM154 140V139H153ZM200 140V142H201ZM14 141V140H13ZM17 141V139H16ZM60 141V139H59ZM64 141V140H63ZM63 141L57 142V145L59 143H62ZM74 140L70 141V143H73ZM86 141V140H85ZM32 142V141H31ZM34 142V143H36ZM41 142V141H40ZM78 142H81V140H79ZM138 143V141H136ZM135 142V143H136ZM15 143V142H14ZM68 142L65 143V149H70V152L73 153L74 156H80L82 153V147H80V144H72L69 146H66ZM69 143V144H70ZM94 143V142H91ZM100 143V142H99ZM64 145V142L62 143ZM90 144V143H89ZM118 144V143H117ZM198 144V143H197ZM24 145H27L26 143ZM23 145V146H24ZM35 145V144H34ZM33 142H32V147L34 146ZM39 145V144H37ZM37 145H35V150L38 151V147ZM41 145V144H40ZM97 145V144H96ZM136 145V144H135ZM160 145V144H159ZM56 146V145H55ZM95 146V145H93ZM138 146V145H136ZM135 146V147H136ZM194 146V145H193ZM192 146V147H193ZM26 147V146H25ZM46 147V146H45ZM44 147V148H45ZM49 147V146H48ZM57 147V146H56ZM60 148H62V146H59ZM89 147V146H88ZM92 147V146H91ZM191 147V146H190ZM200 147V146H199ZM27 148V147H26ZM34 148V147H33ZM59 148V149H60ZM189 148V146H188ZM43 149V148H42ZM41 149V151L43 152V150ZM92 149V148H91ZM136 149V148H135ZM175 149V148H174ZM200 149V148H199ZM28 150H30L28 148ZM56 150H58L56 148ZM64 150V149H63ZM62 150V151H63ZM180 150V149H179ZM37 151H35L37 153ZM95 151V150H93ZM145 151H147V149H145ZM168 151V150H167ZM34 152V151H33ZM54 152V151H52ZM51 152V153H52ZM102 152V151H101ZM29 153V151H28ZM41 153V152H40ZM133 153V152H132ZM170 153V152H169ZM60 154V152H59ZM126 154V153H125ZM181 154V153H180ZM57 155V154H55ZM85 155V154H83ZM146 155V154H145ZM196 155V154H195ZM93 156V155H92ZM143 156V154L139 157L141 158ZM39 157V156H38ZM37 157V158H38ZM86 157V155L84 156ZM88 157V156H87ZM90 157V156H89ZM34 158H35V154H34ZM32 158V159H34ZM36 158V160H37ZM43 158V156H42ZM83 158V157H82ZM87 159V158H86ZM118 159V158H117ZM131 159V157H130ZM35 160V161H36ZM40 161H42V159H39ZM84 160V159H82ZM90 160V159H88ZM101 160V159H100ZM116 160V159H115ZM114 160V161H115ZM137 160V159H136ZM182 160V159H180ZM38 161V160H37ZM46 161V160H45ZM49 162V160H48ZM85 162V161H84ZM90 162V161H89ZM177 162V161H176ZM175 162V164H176ZM37 163V162H36ZM42 163V162H41ZM40 163V164H41ZM87 163V161H86ZM170 163V161L168 162ZM33 164H35L33 162ZM40 164L38 166H40ZM47 164V163H46ZM36 165V164H35ZM79 165V164H78ZM134 165H139L140 168L143 166V163L141 161H137ZM42 166V164H41ZM45 166V165H44ZM129 166V165H128ZM172 166V165H171ZM127 167V166H126ZM134 167V166H133ZM170 167V166H169ZM174 167V166H172ZM171 167V168H172ZM185 167V166H184ZM48 168V167H46ZM66 168V167H65ZM108 168V167H107ZM128 168V167H127ZM138 168V167H137ZM171 168H168V171H172ZM216 166L212 167V168H206L205 169V174H212L214 171H218L216 170ZM49 169V168H48ZM134 169V168H133ZM71 170V169H70ZM104 170V169H103ZM127 170V169H125ZM132 170V169H131ZM37 171V170H36ZM50 171V170H49ZM52 171V170H51ZM106 171V170H105ZM124 171V170H123ZM122 171V172H123ZM134 171H136L134 169ZM144 171V170H142ZM146 171V170H145ZM83 172V171H81ZM107 172V171H106ZM115 172V171H114ZM118 172V171H117ZM150 172V171H149ZM197 172V171H196ZM53 173V171H52ZM104 173V172H103ZM102 173V174H103ZM119 173V172H118ZM167 173V170H166ZM174 175L175 172H172ZM190 173V172H189ZM199 173V172H197ZM219 173V172H218ZM221 173V172H220ZM54 174V173H53ZM107 174V173H106ZM105 174V175H106ZM116 174V173H115ZM163 174V173H162ZM165 174V173H164ZM163 174V175H164ZM215 174V172H214ZM65 175V174H64ZM114 175V173H113ZM118 175V174H116ZM122 175V174H121ZM196 178H197V174L195 173ZM87 176V175H86ZM107 176V175H106ZM112 176V175H111ZM131 176V175H130ZM162 176V175H161ZM220 176V175H219ZM122 177V176H121ZM221 177V176H220ZM219 177V178H220ZM226 177V178H225ZM67 178V177H66ZM167 181H171V177H166ZM170 178V179H169ZM203 178V177H202ZM206 177H204L203 179H205ZM228 178V180H229ZM89 179V178H88ZM159 179V177H158ZM185 179V178H184ZM194 179V178H193ZM123 180V179H122ZM187 180V179H186ZM199 180V177H198ZM197 180V181H198ZM61 181V180H60ZM174 180H172L170 183H172ZM227 181V180H226ZM62 182V181H61ZM79 183V181H77ZM185 182V181H184ZM188 182V181H187ZM201 182V181H200ZM200 182H196V183H200ZM225 182V181H224ZM121 183V182H120ZM122 184V183H121ZM119 184V185H121ZM186 184V183H185ZM235 184V183H234ZM76 185V184H75ZM128 186L130 184H127ZM137 185V183H136ZM134 186V185H133ZM164 186V185H163ZM218 187V185H216ZM214 185V189H218L215 188L216 187ZM120 187V186H119ZM125 187V186H124ZM130 187V186H129ZM127 187V188H129ZM158 187V186H157ZM190 187V186H189ZM212 187V185H211ZM210 187V188H211ZM121 189L123 188L120 187ZM131 188V187H130ZM136 188V187H135ZM134 188V190H135ZM188 188V187H187ZM117 190V188H115ZM132 189V188H131ZM148 189V188H147ZM211 189V190H214ZM0 190L2 192H4V194L9 197L11 203H14L16 205V207L18 209H20L22 211V213H24V216H27V218H29L32 222H34L36 225L40 226L46 234L50 235V236H55L58 240H60V242H62L65 246H67V248L77 252L80 257H83L84 260L88 263V264H93L91 259L90 261L82 255V253L79 252V250L76 247V244H74L69 238H67L58 228L57 226L55 227L52 223H50L45 216L42 214V211L40 210V208L33 202H31L28 199H25L24 197H20L19 195L16 194V192L0 177ZM123 190V189H122ZM130 190V189H128ZM127 190V191H128ZM132 189V192L134 191ZM139 189H136L135 191H137ZM160 190V189H159ZM187 190V189H186ZM189 190V188H188ZM191 190V189H190ZM189 190V191H190ZM196 189H193L192 192H195ZM202 193L204 192L203 189ZM206 190V189H205ZM210 190V191H211ZM237 190V189H236ZM234 190V192L236 191ZM118 191V190H117ZM116 191V192H117ZM124 191V190H123ZM154 191V190H153ZM139 192V191H138ZM198 192V191H197ZM193 193V195L195 196H191L192 199L193 197H197L198 198V194ZM226 192V191H224ZM123 193V192H122ZM167 193V192H165ZM163 193V194H165ZM173 193V192H171ZM170 193V194H171ZM184 193L183 192V197H184ZM188 193V192H187ZM229 193V192H228ZM133 194V193H132ZM156 194V193H155ZM159 196V193H157ZM156 194V195H157ZM169 194V195H170ZM197 194V195H196ZM206 194V193H205ZM219 194V193H218ZM227 194V193H225ZM224 194V196H225ZM125 195V194H124ZM127 195V194H126ZM140 195V194H139ZM146 195V194H145ZM144 195V196H145ZM152 195V194H151ZM167 195V197L169 196ZM204 195V193H203ZM216 195V194H215ZM228 195V194H227ZM226 195V196H227ZM138 196V195H137ZM141 196V197H144ZM165 196V195H164ZM173 196V195H172ZM186 196H190L188 194H186ZM185 196V197H186ZM205 196V195H204ZM225 196V197H226ZM126 196H124L125 198ZM161 198V196H159ZM174 197V196H173ZM176 197V196H175ZM31 198V197H30ZM187 198V197H186ZM185 198V199H186ZM204 198V197H201ZM217 198V197H216ZM145 199V198H144ZM141 200V201H144ZM148 199V197H147ZM150 199V198H149ZM176 199V198H175ZM184 199V198H183ZM182 199V200H183ZM184 199V200H185ZM126 200V199H125ZM129 200V199H128ZM151 200V199H150ZM194 200V199H193ZM203 200V199H202ZM140 201V202H141ZM160 200L157 201V203H159ZM164 201H167V199H164ZM174 201V198H173ZM132 202V201H131ZM162 201H160L161 203ZM180 202H184L181 201ZM213 202V201H212ZM151 203V202H150ZM153 203V202H152ZM159 203V204H160ZM170 203V202H168ZM173 203V202H172ZM177 203V201H176ZM179 203V202H178ZM117 204V203H116ZM136 205V203H133ZM146 206L147 203L145 202ZM186 204H188V201H186ZM190 204V201H189ZM188 204V206H189ZM210 204V203H209ZM152 205V204H151ZM162 205V204H161ZM191 205V204H190ZM113 206V205H112ZM142 206V205H141ZM144 206V205H143ZM142 206V207H143ZM144 206V207H146ZM178 207V204L175 205V207ZM164 207V206H162ZM174 207V206H173ZM194 207V205L192 206ZM191 207V208H192ZM241 207V206H240ZM88 208V207H86ZM148 209L151 210V208L146 207ZM153 208V207H152ZM157 208V207H156ZM155 208V209H156ZM167 208V207H166ZM169 208V207H168ZM167 208V209H168ZM172 208V206H171ZM197 208V207H196ZM201 208V207H200ZM198 207V209H196L197 211L200 209ZM91 209V208H90ZM89 209V210H90ZM166 209V210H167ZM170 209V208H169ZM193 209V208H192ZM207 209V208H206ZM209 209V207H208ZM92 210V209H91ZM160 210V209H159ZM173 210L170 209L169 211ZM191 210V209H189ZM188 210V211H189ZM195 210V209H194ZM193 212H196L194 211ZM93 211V210H92ZM145 211V210H144ZM152 211V210H151ZM174 211V210H173ZM206 211V210H205ZM223 210H221L220 212H222ZM262 211V212H263ZM94 212V211H93ZM155 212V211H154ZM153 212V213H154ZM158 212V210H157ZM200 210L197 212L199 213ZM203 212V211H202ZM207 212V211H206ZM95 213V212H94ZM171 213V212H170ZM187 213V212H186ZM185 213V214H186ZM192 213V211H191ZM214 213V212H213ZM160 214V213H159ZM165 214V213H164ZM168 214V213H167ZM212 214V213H211ZM216 214V213H214ZM111 217H118L119 219L117 220L114 219V221H119L121 214L119 213L117 208L113 209V212L110 213ZM129 215V214H128ZM220 213H218V217L217 220L220 218L219 217ZM227 215V214H225ZM259 215V214H258ZM262 216V214H260ZM166 216V215H165ZM180 216V215H179ZM183 216V215H182ZM260 216V220L252 218V220H247L246 221V227L244 226H239V222H233L232 224L233 227L228 230H225L223 232L224 235H226V242L221 243H217L214 244L213 242V246L215 247V249L213 251H207V250H201V251H195L193 253L190 254H186L184 255L183 259H186L187 261H191L194 260H201L196 264H264V231H263V226H264V219H262ZM1 217V215H0ZM150 217V216H149ZM256 217V216H254ZM264 217V216H263ZM100 218V217H99ZM109 218V217H108ZM177 218V217H176ZM179 218V217H178ZM215 218V217H214ZM213 218V219H214ZM223 218V217H222ZM150 222H154L155 220L152 219V217L150 218ZM160 219V218H159ZM248 219V218H247ZM101 220V219H100ZM108 219L105 220V223L107 225V221ZM149 220V219H148ZM175 220V219H174ZM173 220V221H174ZM178 220V219H177ZM227 220V219H226ZM104 221V220H103ZM123 221H127L126 219H123ZM122 221V223H123ZM228 221V220H227ZM240 221V220H239ZM245 221V220H244ZM149 222V221H148ZM159 222V221H158ZM168 222V221H167ZM170 222V221H169ZM168 222V223H169ZM230 222V221H229ZM227 222V223H229ZM241 222V221H240ZM55 223V222H54ZM121 223V222H120ZM121 223V224H122ZM157 223V222H156ZM203 223V222H202ZM214 223V222H213ZM112 224V223H111ZM171 224V223H170ZM113 225V224H112ZM115 225V224H114ZM119 225V224H118ZM144 225L148 226L149 224H145ZM151 225V224H150ZM149 225V226H150ZM168 225V224H167ZM144 226V227H145ZM152 226V225H151ZM154 226V225H153ZM205 226V225H204ZM108 227V226H107ZM118 227V226H117ZM141 227H143V224H141ZM139 227V228H141ZM163 227V226H162ZM161 227V228H162ZM115 228V227H114ZM165 228V227H164ZM189 229V228H188ZM187 229V230H188ZM195 229V228H194ZM112 230V229H111ZM109 229V231H111ZM123 230V229H122ZM134 230V229H133ZM136 230V229H135ZM147 230V229H146ZM148 230H150L148 228ZM108 231V232H109ZM220 231V230H219ZM229 234H228V232ZM168 232V231H167ZM196 232V231H195ZM198 232V231H197ZM66 233V232H65ZM107 233V231H106ZM111 233V232H109ZM113 233V231H112ZM111 233V234H112ZM116 233V232H115ZM124 233V232H123ZM128 233V232H127ZM130 233V232H129ZM138 233V232H137ZM187 234H189L188 232H186ZM193 233V232H192ZM191 233V234H192ZM110 234V235H111ZM117 234H118V230H117ZM132 234V233H131ZM195 234V233H194ZM127 235V234H125ZM136 235V232L135 234ZM193 235V234H192ZM114 236V235H113ZM117 236V235H116ZM128 236V235H127ZM189 236V235H188ZM222 237V235H220ZM140 237V235H139ZM160 237V236H159ZM168 237V236H167ZM184 237H185V233H184ZM118 238V237H116ZM179 238V237H177ZM176 238V240H177ZM181 238V237H180ZM189 238V237H188ZM195 238V237H194ZM142 239V238H141ZM144 239V238H143ZM192 238H190V241ZM197 239V238H196ZM173 240V239H172ZM179 240V239H178ZM182 240V238L180 239ZM179 240V241H180ZM185 238L182 240L184 242ZM189 240V239H188ZM188 240H186V243L189 242ZM126 243V242H125ZM185 243V242H184ZM128 245V244H126ZM185 245V244H184ZM130 246V245H129ZM128 246V247H129ZM209 248V247H208ZM212 248V247H211ZM131 249V248H130ZM162 249V247H161ZM165 249V248H164ZM132 250V249H131ZM177 251V250H176ZM77 254V255H78ZM78 255V257H79ZM175 255V254H174ZM11 256V262L12 263L13 259L12 255ZM139 256V255H138ZM182 255H180L181 258ZM176 257V256H175ZM178 257V256H177ZM183 257V256H182ZM179 258V259H180ZM196 260V262H197ZM146 262V261H145ZM84 263V262H83ZM95 263V262H94ZM149 263V262H146Z\"/></svg>",
	"mask_w": 264,
	"mask_h": 264
},
{
	"label": "built area",
	"instance_id": "2783aa9c",
	"mask_svg": "<svg viewBox=\"0 0 264 264\" xmlns=\"http://www.w3.org/2000/svg\"><path fill=\"white\" fill-rule=\"evenodd\" d=\"M4 262L7 263V264H10V262H11V256L10 255L5 256Z\"/></svg>",
	"mask_w": 264,
	"mask_h": 264
}]
</instances>
